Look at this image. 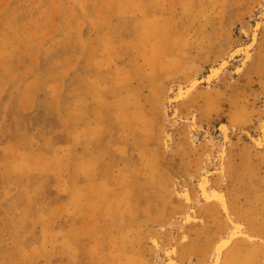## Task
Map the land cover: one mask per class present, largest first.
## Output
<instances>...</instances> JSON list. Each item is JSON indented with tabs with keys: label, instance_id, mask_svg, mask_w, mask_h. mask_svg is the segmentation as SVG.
<instances>
[{
	"label": "rangeland",
	"instance_id": "obj_1",
	"mask_svg": "<svg viewBox=\"0 0 264 264\" xmlns=\"http://www.w3.org/2000/svg\"><path fill=\"white\" fill-rule=\"evenodd\" d=\"M263 133L264 0H0V264H264Z\"/></svg>",
	"mask_w": 264,
	"mask_h": 264
},
{
	"label": "bare ground",
	"instance_id": "obj_2",
	"mask_svg": "<svg viewBox=\"0 0 264 264\" xmlns=\"http://www.w3.org/2000/svg\"><path fill=\"white\" fill-rule=\"evenodd\" d=\"M258 23V22H257ZM258 25V24H257ZM255 28V27H254ZM253 28V29H254ZM258 30V29H257ZM257 34V33H256ZM255 36V35H254ZM253 38V37H252ZM255 40V39H254ZM252 42H253V40H252ZM249 45V44H248ZM253 46V45H252ZM250 50H251V48H249ZM242 50V49H241ZM247 51V50H246ZM237 52V51H236ZM249 53V52H248ZM251 53V52H250ZM249 55H251V54H249ZM248 55V56H249ZM252 57V56H251ZM245 59H248V58H245ZM246 61V60H245ZM228 63V62H227ZM245 64V63H244ZM222 66V65H221ZM218 67V66H217ZM220 67V66H219ZM219 67H218V69L216 68V70H213L211 73V77L213 78V77H216L218 74H219V70L221 69V68H223V67H221L220 69H219ZM238 68V70L236 69V72H238L239 70H241V69H239L240 67H237ZM211 79V78H210ZM200 80V79H199ZM206 80H208V79H206ZM195 81V80H194ZM194 81H191V82H194ZM196 83H198L197 81H195ZM194 82V83H195ZM195 83V84H196ZM208 83V82H207ZM193 84V83H192ZM193 85L192 87H191V89H193L196 85ZM188 87V86H187ZM189 89V91H191L190 90V88H188ZM185 90V89H184ZM182 92H183V90H182ZM181 92V93H182ZM186 92H187V94L189 93L188 92V90H186ZM183 95H185V94H183ZM181 96V95H180ZM186 96V95H185ZM226 125V124H225ZM224 126V125H223ZM227 127V126H226ZM227 131V130H226ZM264 134V133H263ZM262 138V137H261ZM261 140V139H260ZM260 143V142H259ZM258 143V144H259ZM263 143H264V137H263ZM262 143V144H263ZM264 145V144H263ZM261 147V146H260ZM225 148V147H224ZM224 151H225V149H224ZM218 153H220L219 151H218ZM219 155V154H218ZM220 157H222L221 156V153H220ZM219 157V158H220ZM221 159V158H220ZM223 159V158H222ZM223 164H224V159H223ZM222 166V165H221ZM223 169V168H222ZM221 169V170H222ZM220 170V171H221ZM223 172V171H222ZM223 176H225V174L223 175ZM209 179V178H208ZM203 181H204V179H203ZM210 181V180H209ZM207 182H208V180H207ZM201 183V184H200ZM199 184H200V189H201V191H202V193L204 194L203 196H205L206 198H207V200H216V201H218L219 202V205H221V207L222 208H224L225 209V207H226V210H227V206L223 203V200L226 198H224V194L222 193V192H219V190L218 191H209L208 193H207V190H206V184H209V183H206L205 184V182H199ZM210 185V184H209ZM198 187V188H199ZM208 188H209V186H208ZM209 190H210V188H209ZM215 190V189H214ZM187 191V189L185 190V192ZM222 191V190H221ZM190 193V192H189ZM183 195H185V193L183 194ZM186 197V196H185ZM187 198V197H186ZM224 198V199H223ZM188 199V198H187ZM204 201V200H203ZM202 201V202H203ZM206 201V200H205ZM188 202H190L189 200H188ZM222 210V209H221ZM224 211V210H223ZM222 211V212H223ZM228 212V211H227ZM230 213V212H229ZM227 215V214H226ZM188 216V215H187ZM228 216V215H227ZM231 216V215H230ZM229 217V216H228ZM232 217V216H231ZM230 217V218H231ZM188 218V217H187ZM232 219V218H231ZM231 219H230V222H231ZM187 220V219H186ZM189 220V219H188ZM187 220V221H188ZM193 220V219H192ZM240 222V221H239ZM238 222V223H239ZM236 223V222H235ZM239 224H241V222L239 223ZM236 226H237V224H236ZM240 226V225H239ZM244 228V225H243V227H242V229ZM234 229V228H233ZM237 230H241V228H239V229H237ZM236 230V231H237ZM245 230V229H244ZM231 232V231H230ZM230 232H229V234H230ZM234 232V231H233ZM238 233V232H237ZM231 234H232V232H231ZM234 234V233H233ZM232 234V235H233ZM237 234H235L234 236H236ZM239 235H240V232H239ZM245 235V234H244ZM249 235V234H248ZM231 236V235H230ZM229 235H227V237L224 239H220L221 241L219 242L218 241V244L215 246V249H214V251H213V258L212 259H214V261H213V263L212 264H220V262H221V259L223 258L222 257V254H223V252L227 249V248H229V246H230V244L232 243V237H230ZM241 236V235H240ZM238 237V236H237ZM248 237V236H247ZM249 237H251V236H249ZM255 237V236H254ZM252 239V238H251ZM256 239V238H255ZM257 239H259V238H257ZM253 241V240H252ZM176 249V248H175ZM172 250V249H171ZM174 250V249H173ZM171 252V251H170ZM173 254V253H172ZM174 254H175V252H174ZM174 256V255H173ZM172 257V255H171V253H170V259L167 261L168 262V264H177L176 263V261H175V258L173 259V258H171ZM175 257V256H174ZM178 264H180V263H178Z\"/></svg>",
	"mask_w": 264,
	"mask_h": 264
}]
</instances>
